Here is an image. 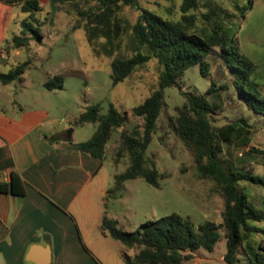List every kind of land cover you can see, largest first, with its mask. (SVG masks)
Masks as SVG:
<instances>
[{
  "label": "rangeland",
  "instance_id": "obj_1",
  "mask_svg": "<svg viewBox=\"0 0 264 264\" xmlns=\"http://www.w3.org/2000/svg\"><path fill=\"white\" fill-rule=\"evenodd\" d=\"M200 1L202 10L207 9L209 0ZM211 1L221 4L230 12L235 11L236 0ZM139 3L142 9L164 19L176 20L181 16L180 0H139ZM247 6L244 14L235 21L233 40L238 50L254 62L253 76L264 96V0H248ZM41 7L32 24L39 27L42 41L31 40L19 55L8 58L7 65L1 71L7 72L18 63L30 61L25 79L16 82L11 97L24 107L46 110L54 119L53 126L62 132L76 127L78 137H89L95 131L96 124L86 123L77 127L74 121L91 105L99 104L102 116L108 113L111 105L125 116L123 127L113 132L102 167L93 180V185L111 189L105 199V211L108 216L117 217V227L134 231L142 223L171 213L190 219L195 226L207 220L221 223L224 200L220 191L211 179L199 177L192 151L171 126L177 108L185 100L182 92L196 88L204 93L210 87V80H214L218 92L208 96L213 125L221 127L241 118L248 124L244 126L247 131L234 138L232 143H222L220 157L223 164L226 167L230 164L244 167L264 177V157L259 153L264 148V115L249 109L238 96L233 75L224 65L219 49L214 48L206 57L210 64L207 76L200 73L199 65L191 66L179 81L181 90L176 86L164 90V107L147 149L148 166L158 170L160 186L154 187L138 176L125 181L120 190L113 191L114 175L123 172L129 165L126 153L117 155L121 131L141 126L142 119L132 114V108L157 88L161 71L157 59L151 58L127 79L116 85L112 83L111 62L115 57L127 58L132 55L131 29L140 11L128 6L121 7L116 15L120 33L104 47L103 38H97L94 43L87 38L89 22L84 12L90 5L65 3L52 10L47 1L41 2ZM97 50L101 52L100 55L96 54ZM57 75L63 77V88L46 89L42 83ZM224 84L227 88L219 90ZM247 137L249 144L245 145ZM249 148H253L255 153L248 154ZM239 186L245 189L256 207L264 211V188L249 182H240ZM94 199L99 200L95 195ZM258 225L263 226L264 222ZM220 231L224 234L223 228ZM110 251V247L105 250L110 264H114ZM225 251L226 241L222 237L213 252L199 249L194 253V258L184 264H226L223 261ZM130 252L134 253L135 250L130 249Z\"/></svg>",
  "mask_w": 264,
  "mask_h": 264
},
{
  "label": "trees",
  "instance_id": "obj_2",
  "mask_svg": "<svg viewBox=\"0 0 264 264\" xmlns=\"http://www.w3.org/2000/svg\"><path fill=\"white\" fill-rule=\"evenodd\" d=\"M247 2L236 0L235 11L230 12L211 0L204 10L200 0H180V18L170 20L142 9L139 0H49L52 10L65 3L90 5L84 12L89 22L87 38L93 43L97 38H103L104 47L120 33L116 15L121 7L128 6L140 11L131 29L132 55L127 58L115 57L111 62L113 85L127 79L151 58H156L161 66L157 88L132 108V114L142 119L141 126L121 131L117 155L126 153L129 165L123 172L114 175L113 191L120 190L125 181L138 176L154 187L160 186L158 170L148 166L147 149L164 107V90L173 86L181 90L179 81L191 66L199 65L200 73L207 76L210 64L206 57L214 48L219 49L224 65L232 73L238 96L249 109L264 115V96L253 76L255 64L238 50L233 40L235 21L247 10ZM22 10L28 16L21 21V32L4 42V50L25 49L31 40L42 41L39 27L32 24L36 14L42 10L41 5L37 0H28ZM100 53L96 51L97 55ZM29 63L28 60L18 63L7 72L0 73V81L8 84L19 79L27 71ZM44 87L48 90L62 89L63 77H53L44 83ZM215 87V81L210 80V87L204 93L196 88L182 92L185 100L177 108L171 126L192 151L199 177L211 179L220 191L224 200L222 222L207 220L195 226L190 219L171 213L142 223L134 231H126L117 227L116 219L105 216L102 229L125 247L135 250L133 255L123 254L126 264H184L193 259L199 249L213 252L222 237L226 241L223 255L226 264H264V226L258 225L264 222V211L259 210L245 189L239 186L240 182H249L264 188V177L244 167L238 168L233 164L226 167L223 164L220 157L222 143H232L234 138L247 131L244 126L248 124L241 118L221 127L213 125L208 96L218 92ZM219 88L223 90L227 86L224 84ZM124 122L125 116L113 105L103 116L99 104L88 106L74 124L95 123L96 129L87 140L78 144L79 149L102 160L113 132L123 127ZM244 144H249L248 137ZM253 151V148H249L247 153ZM0 192L23 197L25 191L18 174L12 172L9 182L0 181ZM222 228L224 234L220 231Z\"/></svg>",
  "mask_w": 264,
  "mask_h": 264
},
{
  "label": "crops",
  "instance_id": "obj_3",
  "mask_svg": "<svg viewBox=\"0 0 264 264\" xmlns=\"http://www.w3.org/2000/svg\"><path fill=\"white\" fill-rule=\"evenodd\" d=\"M27 1L0 0V73L8 58L22 51H7L2 45L20 34ZM37 1L41 5L49 0ZM25 73L8 84L0 81V181L9 182L15 172L25 191L23 197L0 192V262L34 264L27 260L28 252L32 245H41L50 248L51 264H110L105 252L109 247L114 264H126L122 256L133 255L130 248L101 226L105 216L118 220L105 211L109 189L93 185L103 159L78 147L93 133L82 139L76 127L62 132L46 110L13 100L11 91ZM259 153L264 157V148Z\"/></svg>",
  "mask_w": 264,
  "mask_h": 264
},
{
  "label": "water",
  "instance_id": "obj_4",
  "mask_svg": "<svg viewBox=\"0 0 264 264\" xmlns=\"http://www.w3.org/2000/svg\"><path fill=\"white\" fill-rule=\"evenodd\" d=\"M70 132L72 131L69 130ZM27 260L32 261L34 264H51V252L48 246L32 245Z\"/></svg>",
  "mask_w": 264,
  "mask_h": 264
}]
</instances>
